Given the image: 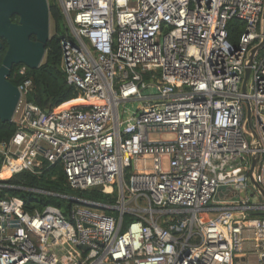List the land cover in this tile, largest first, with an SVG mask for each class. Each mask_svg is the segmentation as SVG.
I'll list each match as a JSON object with an SVG mask.
<instances>
[{
	"label": "built area",
	"instance_id": "built-area-1",
	"mask_svg": "<svg viewBox=\"0 0 264 264\" xmlns=\"http://www.w3.org/2000/svg\"><path fill=\"white\" fill-rule=\"evenodd\" d=\"M57 3L60 68L85 104L41 111L20 67L0 182L60 164L113 202L71 197L64 215L0 199V264H245V241L264 264V0Z\"/></svg>",
	"mask_w": 264,
	"mask_h": 264
},
{
	"label": "trees",
	"instance_id": "trees-1",
	"mask_svg": "<svg viewBox=\"0 0 264 264\" xmlns=\"http://www.w3.org/2000/svg\"><path fill=\"white\" fill-rule=\"evenodd\" d=\"M49 6L50 22L53 26V34L45 46V57L37 69H26V77L32 81V93L28 100L41 111H52L59 106L80 98L77 90L67 84L64 73L61 71L60 40L66 35L67 28L57 0H47ZM244 23L237 19L228 21V40L232 45H237L240 36L244 32ZM22 65H17L9 75V82L18 87L24 78L17 74ZM80 103V102H76ZM17 127L11 122L0 121V143L8 142L16 132ZM1 164V160H0ZM8 175V174H7ZM9 176V175H8ZM4 187L0 188V199L18 198L22 200L24 211L33 214L51 206L67 214L71 202L68 198H81L89 202L111 204V196L103 194L98 189L76 191L71 189L60 164H44L39 175L22 171L13 174L7 180L0 182ZM40 191V192H36ZM131 219L123 217L122 229L126 228Z\"/></svg>",
	"mask_w": 264,
	"mask_h": 264
},
{
	"label": "water",
	"instance_id": "water-1",
	"mask_svg": "<svg viewBox=\"0 0 264 264\" xmlns=\"http://www.w3.org/2000/svg\"><path fill=\"white\" fill-rule=\"evenodd\" d=\"M20 16V26L8 33L9 48L0 67V121L11 122L19 101V91L8 78L13 65L37 69L45 57V46L50 38V15L47 0H5ZM264 24V15L262 18ZM34 41H30V37ZM249 77L245 71L242 92ZM248 113V103L245 101ZM81 107V106H80ZM256 157L251 160L254 167ZM257 186V185H255Z\"/></svg>",
	"mask_w": 264,
	"mask_h": 264
},
{
	"label": "flooded vegetation",
	"instance_id": "flooded-vegetation-1",
	"mask_svg": "<svg viewBox=\"0 0 264 264\" xmlns=\"http://www.w3.org/2000/svg\"><path fill=\"white\" fill-rule=\"evenodd\" d=\"M4 1L0 0V67L9 48L6 37L13 28L16 29L20 26L19 13ZM29 39L30 41H34V37L32 36ZM16 66L13 65L11 67L10 73Z\"/></svg>",
	"mask_w": 264,
	"mask_h": 264
},
{
	"label": "crops",
	"instance_id": "crops-1",
	"mask_svg": "<svg viewBox=\"0 0 264 264\" xmlns=\"http://www.w3.org/2000/svg\"><path fill=\"white\" fill-rule=\"evenodd\" d=\"M74 101H76V100H73V102ZM70 102H72V101H70ZM230 196H231L230 193H227L226 189H220L219 194L217 196V199L220 200V199H225V198H231ZM250 245L251 244L249 241H245L243 243V246H242L243 252L236 254V256H237V259H239V261L242 262V260H244L245 264H256V261L253 258V256L250 254H247V252L249 251Z\"/></svg>",
	"mask_w": 264,
	"mask_h": 264
},
{
	"label": "bare ground",
	"instance_id": "bare-ground-1",
	"mask_svg": "<svg viewBox=\"0 0 264 264\" xmlns=\"http://www.w3.org/2000/svg\"><path fill=\"white\" fill-rule=\"evenodd\" d=\"M77 101L80 102V103H77V104H76ZM83 104H85V102H84L83 100H81V99H77V100L74 101V102L72 101V102H69V103H67V104H64V105L60 106V108L63 109V108H68V107L77 106V105H78V106H81V105H83ZM8 172H9V170L6 169V170H5V173L2 172L0 177H4V178L7 177V176H8V175H7Z\"/></svg>",
	"mask_w": 264,
	"mask_h": 264
},
{
	"label": "rangeland",
	"instance_id": "rangeland-1",
	"mask_svg": "<svg viewBox=\"0 0 264 264\" xmlns=\"http://www.w3.org/2000/svg\"><path fill=\"white\" fill-rule=\"evenodd\" d=\"M51 26H50V37H51V35L53 34V26H52V23L50 24ZM134 106V104H130V103H126V108H130V109H132V108H134L133 107ZM122 107H123V105H120V109H122ZM66 248H68L69 250H70V246H68V247H66Z\"/></svg>",
	"mask_w": 264,
	"mask_h": 264
},
{
	"label": "clouds",
	"instance_id": "clouds-1",
	"mask_svg": "<svg viewBox=\"0 0 264 264\" xmlns=\"http://www.w3.org/2000/svg\"><path fill=\"white\" fill-rule=\"evenodd\" d=\"M27 69V68H26Z\"/></svg>",
	"mask_w": 264,
	"mask_h": 264
}]
</instances>
